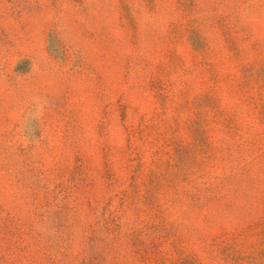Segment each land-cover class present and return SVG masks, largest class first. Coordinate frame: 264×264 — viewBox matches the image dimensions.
<instances>
[{
	"label": "rangeland",
	"instance_id": "rangeland-1",
	"mask_svg": "<svg viewBox=\"0 0 264 264\" xmlns=\"http://www.w3.org/2000/svg\"><path fill=\"white\" fill-rule=\"evenodd\" d=\"M0 264H264V0H0Z\"/></svg>",
	"mask_w": 264,
	"mask_h": 264
}]
</instances>
